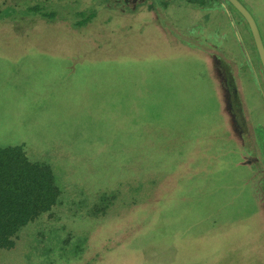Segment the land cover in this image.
<instances>
[{
  "label": "rangeland",
  "instance_id": "obj_1",
  "mask_svg": "<svg viewBox=\"0 0 264 264\" xmlns=\"http://www.w3.org/2000/svg\"><path fill=\"white\" fill-rule=\"evenodd\" d=\"M240 1L263 39L264 0ZM148 3L0 0V147L23 146L62 190L0 264H264L251 29L226 0ZM215 59L240 80L249 136L233 130Z\"/></svg>",
  "mask_w": 264,
  "mask_h": 264
},
{
  "label": "trees",
  "instance_id": "obj_2",
  "mask_svg": "<svg viewBox=\"0 0 264 264\" xmlns=\"http://www.w3.org/2000/svg\"><path fill=\"white\" fill-rule=\"evenodd\" d=\"M61 196L51 167L32 161L23 146L0 147V250L13 249L20 231L53 211ZM105 204L94 211H106Z\"/></svg>",
  "mask_w": 264,
  "mask_h": 264
},
{
  "label": "flooded vegetation",
  "instance_id": "obj_3",
  "mask_svg": "<svg viewBox=\"0 0 264 264\" xmlns=\"http://www.w3.org/2000/svg\"><path fill=\"white\" fill-rule=\"evenodd\" d=\"M115 3H122L123 12L130 9L131 12H135L138 9V5L149 4L150 0H112ZM142 8V6H141ZM213 67L218 79V85L221 88L223 94V101L225 105V110L228 114V118L231 121L233 130L237 131L239 134L244 132V122L239 114V98L237 84L230 72V69L226 67L218 59L213 62Z\"/></svg>",
  "mask_w": 264,
  "mask_h": 264
},
{
  "label": "crops",
  "instance_id": "obj_4",
  "mask_svg": "<svg viewBox=\"0 0 264 264\" xmlns=\"http://www.w3.org/2000/svg\"><path fill=\"white\" fill-rule=\"evenodd\" d=\"M240 1V0H239ZM241 2V1H240ZM208 3L210 4H212V3H216L215 5H211V6H216V8H218V9H221V7H222V4L224 3V0H208ZM208 4V5H209ZM220 5V6H219ZM210 6V5H209ZM223 8V7H222ZM260 8V10H262V24H263V26H264V2L263 3H261V6L259 7ZM254 18V17H253ZM257 23V22H256ZM261 34V33H260ZM261 37H262V35H261ZM262 41H263V44H264V35H263V39H262ZM237 75V74H236ZM262 77H263V79H264V69H263V72H262ZM234 79H235V81H236V84H237V81L238 80H236L237 79V77L235 76V73H234ZM238 78H239V75H238ZM237 90H238V98H239V111H240V117H241V119H242V122H244V132H242V133H240V135H242V136H249V133H250V131L253 129V126H252V124H250L251 123V117L250 116H252V115H250V110L246 107V106H244V104H243V102H241V88H240V80H239V83L237 84ZM253 113H254V115L255 116H258L257 114L259 113V111H258V108H254L253 109ZM259 124H261L260 122H259ZM234 132V131H233ZM242 138V137H241Z\"/></svg>",
  "mask_w": 264,
  "mask_h": 264
},
{
  "label": "water",
  "instance_id": "obj_5",
  "mask_svg": "<svg viewBox=\"0 0 264 264\" xmlns=\"http://www.w3.org/2000/svg\"><path fill=\"white\" fill-rule=\"evenodd\" d=\"M228 1L247 21L251 32L254 37V41L259 52V56L261 59V63L264 69V44L262 41V37L258 28V25L251 15V13L244 7V5L239 0H226ZM240 114V111H239Z\"/></svg>",
  "mask_w": 264,
  "mask_h": 264
}]
</instances>
